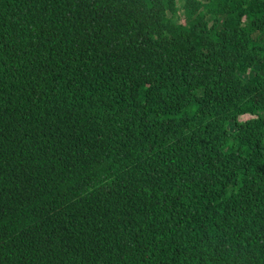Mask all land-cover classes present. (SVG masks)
Listing matches in <instances>:
<instances>
[{
    "label": "trees",
    "instance_id": "trees-1",
    "mask_svg": "<svg viewBox=\"0 0 264 264\" xmlns=\"http://www.w3.org/2000/svg\"><path fill=\"white\" fill-rule=\"evenodd\" d=\"M0 264H264V0H0Z\"/></svg>",
    "mask_w": 264,
    "mask_h": 264
},
{
    "label": "rangeland",
    "instance_id": "rangeland-1",
    "mask_svg": "<svg viewBox=\"0 0 264 264\" xmlns=\"http://www.w3.org/2000/svg\"><path fill=\"white\" fill-rule=\"evenodd\" d=\"M248 88H249V90H250L251 92L254 90L253 85H249ZM259 98H260V95H259L257 92L253 91V92H252V96H251V98L248 100L247 103H248L249 105L256 104V103L258 102Z\"/></svg>",
    "mask_w": 264,
    "mask_h": 264
}]
</instances>
